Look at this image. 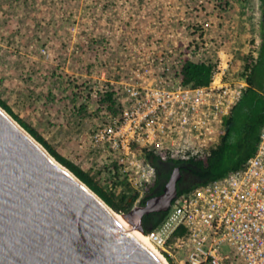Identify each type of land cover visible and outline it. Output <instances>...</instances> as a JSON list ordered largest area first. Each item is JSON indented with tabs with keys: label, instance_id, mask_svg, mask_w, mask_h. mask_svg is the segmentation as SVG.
Returning a JSON list of instances; mask_svg holds the SVG:
<instances>
[{
	"label": "rangeland",
	"instance_id": "obj_1",
	"mask_svg": "<svg viewBox=\"0 0 264 264\" xmlns=\"http://www.w3.org/2000/svg\"><path fill=\"white\" fill-rule=\"evenodd\" d=\"M260 20L261 0H0V96L105 188L140 192L90 138L113 113L97 97L122 105L136 71L169 85L187 46L195 60L256 57L264 75Z\"/></svg>",
	"mask_w": 264,
	"mask_h": 264
},
{
	"label": "built area",
	"instance_id": "obj_2",
	"mask_svg": "<svg viewBox=\"0 0 264 264\" xmlns=\"http://www.w3.org/2000/svg\"><path fill=\"white\" fill-rule=\"evenodd\" d=\"M233 58L217 51L205 85L175 78L167 85L149 70L121 82L122 111L110 113L90 138L141 189L138 203L156 176L150 152L188 159L208 154L218 142L223 118L248 87L232 70ZM166 212L147 235L170 264H264V126L241 168L177 195Z\"/></svg>",
	"mask_w": 264,
	"mask_h": 264
},
{
	"label": "water",
	"instance_id": "obj_3",
	"mask_svg": "<svg viewBox=\"0 0 264 264\" xmlns=\"http://www.w3.org/2000/svg\"><path fill=\"white\" fill-rule=\"evenodd\" d=\"M0 106V264H165L107 204ZM9 115V116H8ZM180 166L161 193L122 213L166 212Z\"/></svg>",
	"mask_w": 264,
	"mask_h": 264
},
{
	"label": "trees",
	"instance_id": "obj_4",
	"mask_svg": "<svg viewBox=\"0 0 264 264\" xmlns=\"http://www.w3.org/2000/svg\"><path fill=\"white\" fill-rule=\"evenodd\" d=\"M262 2L264 9V0ZM261 35L262 49L264 47L263 30ZM243 59L234 56L232 70L236 76L246 78L248 87L230 113L223 118L218 142L208 154L188 159L166 158L163 154L150 152L148 156L156 167V176L146 189V195L141 198L140 205L144 204L150 196L162 192L165 183H162L160 177L165 176L167 178L170 173L169 171L164 173L166 167H163V163L165 162H170L173 166H180L181 170L190 172L193 177H191L193 180L190 179L191 182H187L186 186L178 185L179 195L198 185L220 179L241 168L255 153L260 141L261 129L264 126V75H256V57L244 56ZM216 61L217 57H204L195 60L190 46H187L181 52L179 72L175 75V80L182 85H205L211 79ZM114 94L113 90H108L97 97V102L99 106H104L114 114H118L122 111V106L117 104ZM0 106L10 113L57 161L72 171L114 211L120 214L130 211L134 207L139 197V190L132 188L126 180L124 181L125 189L117 193L105 188L94 175L60 154L35 128L18 117L1 96ZM159 172L163 173L159 174ZM166 214L167 212H152L144 215L143 231L147 234L155 229ZM170 262H172L171 258ZM172 264L176 263L172 262Z\"/></svg>",
	"mask_w": 264,
	"mask_h": 264
},
{
	"label": "bare ground",
	"instance_id": "obj_5",
	"mask_svg": "<svg viewBox=\"0 0 264 264\" xmlns=\"http://www.w3.org/2000/svg\"><path fill=\"white\" fill-rule=\"evenodd\" d=\"M3 110V109H2ZM9 116V115H8ZM11 117V116H10ZM13 119V118H12ZM14 120V119H13ZM15 121V120H14ZM16 122V121H15ZM17 123V122H16ZM18 124V123H17ZM19 125V124H18ZM20 126V125H19ZM21 127V126H20ZM22 128V127H21ZM25 130V129H24ZM28 133V132H27ZM29 134V133H28ZM37 142V141H36ZM38 143V142H37ZM39 144V143H38ZM42 146L41 144H39ZM43 147V146H42ZM44 148V147H43ZM45 149V148H44ZM47 151V150H46ZM53 157V156H52ZM54 158V157H53ZM55 159V158H54ZM56 160V159H55ZM57 161V160H56ZM58 162V161H57ZM59 163V162H58ZM61 164V163H59ZM62 165V164H61ZM63 166V165H62ZM65 167V166H64ZM66 168V167H65ZM108 206V205H107ZM109 207V206H108ZM115 215L124 223V225L129 228L133 233L137 234L138 237L159 257L162 259V261L165 264H170L168 260L162 255V253L157 249V247L152 243L150 238L148 237L147 234H145L142 230L138 229L135 225L129 222L127 218L124 217L122 213H117L114 211L111 207H109Z\"/></svg>",
	"mask_w": 264,
	"mask_h": 264
},
{
	"label": "flooded vegetation",
	"instance_id": "obj_6",
	"mask_svg": "<svg viewBox=\"0 0 264 264\" xmlns=\"http://www.w3.org/2000/svg\"><path fill=\"white\" fill-rule=\"evenodd\" d=\"M262 5H263V2L261 0V20H260L261 32H262V30L264 31V9H263ZM163 167H166V170L164 171V173H168V171L171 173L173 168L175 167V165L173 166L172 163L165 162V163H163ZM181 171H182V176L178 181V185H180V186L185 185L186 186L187 182H191L190 179H192L193 177L191 176L190 172H186L185 170H181ZM162 173L163 172H161V173L159 172V174H162ZM170 173H169L168 177L170 176ZM168 177L167 178L165 176L160 177V179L162 180V183H165L167 181ZM188 180H190V181H188ZM163 187H164V185H163ZM143 218H144V216H143ZM143 218H142V223H143Z\"/></svg>",
	"mask_w": 264,
	"mask_h": 264
}]
</instances>
